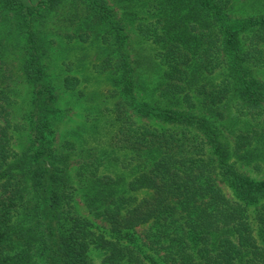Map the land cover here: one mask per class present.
Here are the masks:
<instances>
[{
	"label": "trees",
	"instance_id": "trees-1",
	"mask_svg": "<svg viewBox=\"0 0 264 264\" xmlns=\"http://www.w3.org/2000/svg\"><path fill=\"white\" fill-rule=\"evenodd\" d=\"M232 7L0 0V264H93L92 248L102 264H264V15L234 19ZM55 20L59 37L103 47L92 67L116 75L119 98L89 126L98 146L73 135L55 143L58 96L44 63ZM124 21L153 46L149 102L137 100L146 89ZM20 85L30 95L22 122Z\"/></svg>",
	"mask_w": 264,
	"mask_h": 264
},
{
	"label": "rangeland",
	"instance_id": "rangeland-1",
	"mask_svg": "<svg viewBox=\"0 0 264 264\" xmlns=\"http://www.w3.org/2000/svg\"><path fill=\"white\" fill-rule=\"evenodd\" d=\"M262 2L264 4V0H233L231 16L234 19H244L261 14L264 15V5H261ZM123 23L126 26V33L128 35V54L130 55V59L132 58V60H135L140 65L138 70L140 72V81L137 82L143 84L146 89V91L143 90V92L137 94V100L140 101L143 98L144 101L149 102L150 98L148 96L151 94V89L158 75V70L153 67V64H155L153 46L151 43L141 39L135 30L129 26L128 22L124 21ZM59 26L60 23L56 20L54 25H51L52 29L49 34L56 41L51 45L44 61L49 82L56 89L58 96L55 110L60 119L55 135V143L57 144V142H61L65 138L74 140L73 138L75 137L79 141V137H81L80 140L89 138L90 140H87L90 145L98 146L100 142L92 138L95 133L89 130V126L93 123V117L102 116L103 108H111L112 104L119 98L116 95L119 92V87L113 82L116 75L112 71H108L109 69H99V71H96L92 67L93 65L101 64L104 58L107 57L102 49L103 47H98L96 44L91 43L68 42L59 37V35H62L58 31L61 28ZM15 51L14 56L9 59L12 64H19V59L17 58L18 51ZM110 64H115V61L112 60ZM156 64H158V61ZM66 77H71V82L76 84L73 92L67 91L63 86ZM258 77L264 81V66L261 68ZM79 93L89 97L91 100H87L86 97L85 99L81 97L78 100L77 98L80 97ZM112 94H115V96L112 97ZM15 97H18L19 103L13 109V118L15 121L22 122L24 120L23 117L29 109L30 95L27 87L20 85ZM136 121L146 122L143 119H136ZM147 121H151L149 123L154 125L165 126L155 120ZM103 124L104 122L100 120L99 125L103 130H100L99 135H97H103L101 137L104 138L107 135V130L105 131ZM72 135L74 136L73 138ZM27 141L26 133H13V147L17 151L24 150L27 146ZM104 143L105 141L102 142V144ZM75 202L78 211L83 216L88 218L95 226H100V220L94 219L89 214L80 198H76ZM89 255L93 264H102L103 252L92 248Z\"/></svg>",
	"mask_w": 264,
	"mask_h": 264
}]
</instances>
